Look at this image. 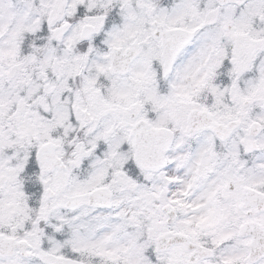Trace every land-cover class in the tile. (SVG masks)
<instances>
[{
	"label": "snow or ice",
	"instance_id": "snow-or-ice-1",
	"mask_svg": "<svg viewBox=\"0 0 264 264\" xmlns=\"http://www.w3.org/2000/svg\"><path fill=\"white\" fill-rule=\"evenodd\" d=\"M0 264H264V0H0Z\"/></svg>",
	"mask_w": 264,
	"mask_h": 264
}]
</instances>
